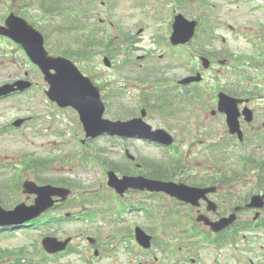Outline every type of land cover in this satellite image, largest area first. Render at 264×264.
Listing matches in <instances>:
<instances>
[{
  "label": "rangeland",
  "instance_id": "rangeland-1",
  "mask_svg": "<svg viewBox=\"0 0 264 264\" xmlns=\"http://www.w3.org/2000/svg\"><path fill=\"white\" fill-rule=\"evenodd\" d=\"M80 4H83L86 2L85 0H78ZM77 1V2H78ZM215 5L212 9L208 8V17L209 18H222L225 19L227 23H230L232 25L238 26V27H249L252 24H255L256 27H260L261 25H264V7H259L254 2H243L242 0H195V1H187L186 5H191L189 10L193 14H197L198 12L202 11V9L198 7V5ZM98 5H101V0H98V4H95L94 13L95 12H101L103 13L106 18L104 21V25L109 30V33L113 36L117 37V43L119 48V54L116 56V58L113 59L114 61V67L112 68H105L102 64V57L104 56L102 52V47H99L97 49L98 56H95L90 62L93 64L92 66H95V72L97 76L102 80L109 83V85L114 87H119V84H124L126 80H121V76L123 77L125 74H128L129 67L124 66V63L122 60L125 57H128L130 60L133 61V64L137 65V61H135L137 55L144 52L142 48L145 50L152 49L156 54L158 52L159 55H164L163 52H167V43H165L164 39L168 42V36H169V19H170V8L168 6L170 5H163V0H110L107 1L106 8H100ZM153 5H159L157 9L153 7ZM182 5V4H180ZM218 5H221L222 8H218ZM12 9V10H10ZM14 10H24L23 7L13 4L11 2H8L7 5H0V15L2 13H6L9 11ZM36 12L37 9H34ZM161 12V13H159ZM163 18V21L160 23V19ZM47 22H52V27L54 31L51 33L50 30H46L49 38H51L57 31V25L55 21L52 18H47ZM53 20V21H52ZM159 25V27H158ZM158 27V29H157ZM142 28V31L139 30ZM157 29V32H156ZM155 33L157 36H155ZM122 34V35H121ZM128 35L132 36V41L129 44H125L123 42V36ZM62 38V35H61ZM238 44L241 47V50L245 49V42L242 36H238ZM6 44L5 42L0 40V81L3 80H10L14 78L15 76H23L22 72L17 73L13 75H8V71L14 72L15 69L12 68V66L9 64V61L11 59H16V63H18L21 68L27 69L32 77L42 82L39 79L40 73L37 70H31V68L27 67L25 64V60L21 57V53L17 51V55L13 54L10 55L8 58H5L7 56L8 51L6 50ZM13 48V46H11ZM142 47V48H141ZM133 50L132 56L129 57L127 54L128 50ZM20 54V56H19ZM167 55L165 56V59H167ZM112 61V62H113ZM121 62V63H119ZM178 72H180L178 70ZM13 76L12 78H10ZM35 93L33 91L29 93L22 94L15 100L21 102L23 106H30V99L32 96H34ZM122 94L120 95V97ZM123 97H125V101L130 102V98L128 94H123ZM111 97H108V99ZM121 100V99H120ZM133 104V102H131ZM9 103H4L0 105L1 109H5ZM40 105V104H39ZM43 106V105H40ZM66 113L68 116H66L68 119L72 120L76 117L73 116L71 111L66 110ZM23 115V114H22ZM110 117L109 115H107ZM6 117H11V113H7ZM3 118V115L1 116ZM157 118L152 117L149 119L150 123L153 125H156ZM29 131L30 128H28ZM30 139H34V144H31L30 141L27 139V135L23 134L21 132H18L15 135H12L10 139H8V136L0 135V146L2 149V155L9 154V155H17V152L19 148H24L26 151L28 150H34L38 152H46L44 147L39 146V139L33 137L32 134H30ZM50 141L52 144L48 145L49 152L51 150H54L53 152L58 153L61 155V149L55 150L57 147L56 143L57 139L55 137L50 138ZM95 150L98 151L103 156H109V143L105 138L98 139L95 143ZM72 147V145H69V148ZM100 148V150H99ZM131 151L134 153L142 154L144 156L149 157H155L158 158V151L156 149H146L144 146L141 145L139 142L133 143V147H130ZM63 150V149H62ZM48 152V153H49ZM64 152V151H63ZM90 153L94 155V151L90 149ZM116 156L115 154H113ZM77 159L80 162V164H87L88 166H91L94 161L91 159L87 154H84L82 152L76 153ZM105 170L104 168H101V171ZM53 176H59V177H70L72 179H75L77 183H80V185L83 188H79V191L81 190H88L93 188L91 186L92 184H96L99 181H105L106 175L105 173H101L99 170V167L93 166L91 168H85V169H71L66 170L63 168H56L49 167L45 169V172L43 174V177L48 178V175ZM1 177H5L3 175H0ZM96 190L103 189V185L98 183L95 186ZM96 197L100 199L104 205L102 210L113 212V213H125L128 214L131 212V208H128L124 205V203L121 201L120 198L116 197L112 193H102L98 191L95 193ZM139 195L144 194H138L137 196H134L138 199L139 202H144L143 199L139 197ZM157 199V198H154ZM153 199V200H154ZM160 203L162 205H165L164 200H160ZM81 208V207H79ZM135 210V208H133ZM140 210L147 214V213H154L156 211V208L154 205H144L140 207ZM17 236V235H16ZM14 236L11 238L2 237L0 238V245H7V246H18L20 245L22 238H18ZM264 244L263 241L256 242L255 245L257 249L260 245ZM254 256V254L252 255ZM121 264H130L135 260H138V257L135 256V260L129 259L128 255L127 257L124 256L122 259V255H119ZM254 257H258L254 256ZM159 258L163 260L162 256L159 255ZM142 260V258H141ZM57 264H82V262L72 254H69L67 256L62 257L59 259ZM44 264V263H42ZM110 264H116V263H110ZM261 264H264V262H261Z\"/></svg>",
  "mask_w": 264,
  "mask_h": 264
},
{
  "label": "water",
  "instance_id": "water-1",
  "mask_svg": "<svg viewBox=\"0 0 264 264\" xmlns=\"http://www.w3.org/2000/svg\"><path fill=\"white\" fill-rule=\"evenodd\" d=\"M27 35L33 39L35 37V34H32V33H27ZM40 48H41V46H40ZM42 52H43V50H42ZM43 54H44V56L43 55H35L36 60L38 61V63L40 65L46 66V64H48V63H52L51 65H53V67L60 65L61 61L59 59L54 60V59H51V58H48L47 56H45L44 52H43ZM52 82H53L52 88H53V92H54L55 96L62 98L65 101L72 102L78 108L81 107L79 104V101H78V93L75 92L74 89H72L61 76L54 77ZM87 104L90 105V113L93 114L92 120L95 123H97L99 121V116H94L93 108L95 107V105L88 99H87ZM96 110H98V108H96Z\"/></svg>",
  "mask_w": 264,
  "mask_h": 264
}]
</instances>
